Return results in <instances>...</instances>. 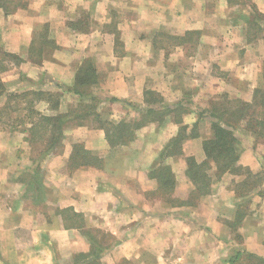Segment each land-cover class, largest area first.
<instances>
[{"label":"crops","instance_id":"0c3cea01","mask_svg":"<svg viewBox=\"0 0 264 264\" xmlns=\"http://www.w3.org/2000/svg\"><path fill=\"white\" fill-rule=\"evenodd\" d=\"M257 13L264 0H0V49L22 58L1 73L7 92L60 94L57 110L37 102L44 115L81 110L92 99L75 92L76 71L89 58L95 112L134 131L111 146L92 116H68L59 147L34 171L27 110L11 113V126L0 120V264H264V137L247 115L229 126L238 164L263 177L250 189L231 172L195 184L187 161L206 159L222 110L264 89ZM44 39L54 45L38 63L31 52ZM216 102H225L219 113ZM76 144L99 164L70 168ZM162 164L170 193L156 176Z\"/></svg>","mask_w":264,"mask_h":264},{"label":"trees","instance_id":"16d2710c","mask_svg":"<svg viewBox=\"0 0 264 264\" xmlns=\"http://www.w3.org/2000/svg\"><path fill=\"white\" fill-rule=\"evenodd\" d=\"M259 15L258 20L264 19V14L257 13ZM256 17L251 19L252 27L255 29ZM46 28H43L42 32L45 34ZM41 32V33H42ZM42 35V34H41ZM36 42V41H35ZM54 45L49 40H40L36 44L34 43V49H32L31 57L35 62L41 63L44 57L45 46ZM22 61V58L14 53L4 51L0 49V96H6V103L0 109V120H3L6 115L11 113L19 112L22 109L27 110L26 117L27 121L31 123L29 130V141L32 146V152L35 153L37 165L35 170H38L41 163V156L47 154L48 151L54 148H58L62 137L63 126L67 125V117H77L83 123L85 120H89L92 116L95 127H101L106 131L108 141L111 146H118L122 143L129 142L133 137V128L131 123L121 122L119 124H112L109 121L101 119L100 115L96 111L97 99L92 90L94 87L99 85L98 74L92 60L89 58L84 59L79 65L76 71V87L75 92L80 94L82 97H90L92 101L85 104L82 109L71 107L66 114L57 113L55 115H44L37 111L36 104L40 100H47L50 102L53 109H58L60 105V94L51 92H37V91H26L22 93L7 92L6 86L1 79V73L8 70L11 64H18ZM255 98L252 104L242 102L233 109H226L221 111V115L218 116V120L212 121V131L214 136L204 142V150L206 153V159L197 163L194 158H188V166L190 178L195 184L210 185L216 177L221 178L223 174L231 172L238 175H245L246 181L238 184L250 189L254 184L262 180L260 173L253 174L249 168H245L238 164L239 160V149L236 145V138L233 131L229 126L237 123L240 117L247 115L248 128L256 132L261 137H264V89H257L255 91ZM22 102V104H18ZM216 102L214 104V110L219 113V109L225 108V102ZM14 121H10L13 125ZM188 126H184L183 130H187ZM183 136L178 135L170 140L167 149L180 148V142ZM37 158V157H36ZM35 158V159H36ZM99 164V159L95 158L92 153L84 148V144L74 145V151L72 158L70 159V168L78 167L82 165ZM157 178L160 181V188L163 193H170L169 189L174 188V176L172 175L169 166L162 164L156 173ZM236 187V188H237ZM247 189V190H248ZM244 189H240L242 192ZM197 191L200 193L208 192V187L200 186ZM238 192V191H237ZM197 194H194V197ZM252 264H262L261 258H255L251 261Z\"/></svg>","mask_w":264,"mask_h":264},{"label":"rangeland","instance_id":"374dc122","mask_svg":"<svg viewBox=\"0 0 264 264\" xmlns=\"http://www.w3.org/2000/svg\"><path fill=\"white\" fill-rule=\"evenodd\" d=\"M18 104H22V102H19ZM69 107H73V105H70ZM10 116H9V114L8 115H6L5 117H4V122L6 121V123H10V121H11V119L9 118ZM35 156V153L33 152L32 153V157H34ZM39 159V158H38ZM41 161H43V159L41 158L40 159ZM250 261H252V260H250ZM252 264V263H251Z\"/></svg>","mask_w":264,"mask_h":264}]
</instances>
